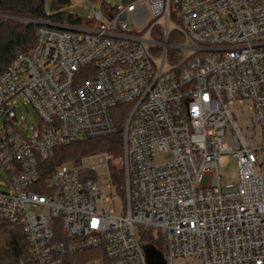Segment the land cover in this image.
<instances>
[{
    "label": "built area",
    "instance_id": "obj_1",
    "mask_svg": "<svg viewBox=\"0 0 264 264\" xmlns=\"http://www.w3.org/2000/svg\"><path fill=\"white\" fill-rule=\"evenodd\" d=\"M105 6L93 26L41 23L0 76V221L23 228L26 264H149L140 229L165 264H264V0ZM120 132L124 195L112 155L50 167L60 147ZM225 156L237 173L223 185Z\"/></svg>",
    "mask_w": 264,
    "mask_h": 264
},
{
    "label": "trees",
    "instance_id": "obj_2",
    "mask_svg": "<svg viewBox=\"0 0 264 264\" xmlns=\"http://www.w3.org/2000/svg\"><path fill=\"white\" fill-rule=\"evenodd\" d=\"M73 0H0V76H2L16 56L28 53L36 44L37 31L41 23L56 26L86 27L94 23L70 14L68 9ZM106 4H103L105 8ZM11 17V18H9ZM106 152L114 159L122 157V134L95 139L60 147L50 167L55 165L78 162L83 157ZM114 184L123 194V168L111 167ZM141 240L147 245L158 247L162 245L161 238L153 231L139 230ZM95 254L92 258L82 257ZM30 257L29 243L23 228L9 222L0 221V264H26ZM96 253L86 252L69 258L71 264H83L95 259ZM105 259V254L99 255ZM106 264L111 262L105 259Z\"/></svg>",
    "mask_w": 264,
    "mask_h": 264
},
{
    "label": "rangeland",
    "instance_id": "obj_3",
    "mask_svg": "<svg viewBox=\"0 0 264 264\" xmlns=\"http://www.w3.org/2000/svg\"><path fill=\"white\" fill-rule=\"evenodd\" d=\"M51 1V0H50ZM129 0H106V4L108 6H111L112 8H115L117 5L127 2ZM104 4V0H73L72 1V6L68 9V12L70 14H73L75 16H78L85 21H89L88 19H93L94 18V6L100 10ZM21 108L17 106V114H18V119L20 121V124L23 125V128L19 126V129L25 133L27 137L32 139V132L28 131V126L33 129L34 126H37L38 124V117L37 113L34 109V107L28 103L27 106H24L22 102H20ZM231 133V132H230ZM232 135V133H231ZM226 143L230 144L231 143V136H229L226 139ZM104 155L108 154L106 152H99L97 154H92L83 157L80 161L78 162H70L68 163L70 168H74L77 170H82L84 168L90 169L93 165V160L92 158L95 155ZM122 158V157H121ZM165 158L160 157V160H164ZM111 167L116 168V169H122L124 167L123 161L121 159L113 161L111 163ZM220 170L223 173V185L230 183L233 181V175L237 173V162L235 159L225 156L224 159L220 163ZM105 179L108 178V175L106 173L104 174ZM8 182V178L6 174L0 169V191H4L5 189L2 187V185ZM106 191H111V187L106 185ZM116 191V190H115ZM116 203H112V200H109L107 202V208L109 211L115 209H120L121 206V197L118 193H116ZM47 216H49V212L44 210L43 211ZM95 256V254H88L82 257L83 260L84 258L90 257L92 258Z\"/></svg>",
    "mask_w": 264,
    "mask_h": 264
},
{
    "label": "water",
    "instance_id": "obj_4",
    "mask_svg": "<svg viewBox=\"0 0 264 264\" xmlns=\"http://www.w3.org/2000/svg\"><path fill=\"white\" fill-rule=\"evenodd\" d=\"M145 250L149 264H165L162 254L154 246L147 245Z\"/></svg>",
    "mask_w": 264,
    "mask_h": 264
}]
</instances>
